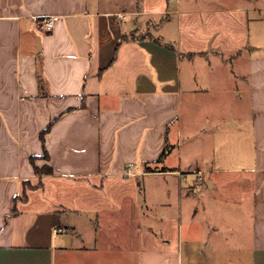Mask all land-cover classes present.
Here are the masks:
<instances>
[{"label":"crops","instance_id":"0c3cea01","mask_svg":"<svg viewBox=\"0 0 264 264\" xmlns=\"http://www.w3.org/2000/svg\"><path fill=\"white\" fill-rule=\"evenodd\" d=\"M0 264H264V0H0Z\"/></svg>","mask_w":264,"mask_h":264},{"label":"rangeland","instance_id":"374dc122","mask_svg":"<svg viewBox=\"0 0 264 264\" xmlns=\"http://www.w3.org/2000/svg\"><path fill=\"white\" fill-rule=\"evenodd\" d=\"M199 5H205L204 3H199ZM170 26V27H169ZM167 28H169L172 32H176L175 31V28L173 27V25H168L167 26ZM184 31V30H183ZM148 32V29L146 30V29H143V32L142 33H139L138 34V36H141V34H146ZM256 32V29H254V33ZM184 66H185V61H184ZM184 74L186 75V73H185V70H184ZM200 96H199V100H203V101H205L206 100V98H204L203 96H204V94H203V92H200ZM203 97V98H202ZM201 98V99H200ZM235 100H237L236 99V97H233ZM233 98H231V97H229V104L227 103V102H225V103H227L228 104V106H229V108H230V110H231V112H238V103L233 99ZM219 102H221V100H219ZM206 105V104H205ZM225 109V108H224ZM203 117H206V115L205 114H203ZM202 150H206V148H202ZM200 151V150H198L199 152H201L202 154H205V151ZM246 154L248 155L249 154V152H248V150H246ZM206 188V187H205ZM204 188V189H205ZM203 189V187L202 186H198V188H197V192H199V191H201ZM203 192H205V191H203ZM202 196L204 197L205 196V194L203 193L202 194ZM202 199V197H201V195L200 196H198V200H201ZM185 207H186V209H185V213H184V225L185 224H187L188 223V221H192V219H193V217L191 216V213H192V210L190 209V204L189 205H186L185 204ZM195 219H194V221H197V222H200V221H202L203 219H204V216H203V212H201L197 217H194ZM187 229V227L185 226V230Z\"/></svg>","mask_w":264,"mask_h":264},{"label":"trees","instance_id":"16d2710c","mask_svg":"<svg viewBox=\"0 0 264 264\" xmlns=\"http://www.w3.org/2000/svg\"><path fill=\"white\" fill-rule=\"evenodd\" d=\"M148 36H149V34H144L143 36H138V35H136V34H133V39L135 40V39H137L138 37H139V38H143V39H145V38L148 37ZM123 38H124V37H123ZM54 123H55V121H53L52 123H50V125H48V127L45 128V129L42 131V133H41V142H42V144H43V148H44V155H43V158H45V159H49V155H48V152H47V150H46V145H45V143H46V135L51 131V129H52ZM168 152H169V148L167 147V148L165 149V151L163 152L162 156L160 157V159H159V161H158L159 163H162V162L164 161V159H165V157L167 156ZM36 159H37V157H34V156L31 157V162H32V164H33V166H34L35 173H36L37 175H51V174L54 173L53 168L50 167V166H48V165H46V166H44V167H42V168H38V167L36 166V164H35ZM148 171H149V172H153V170L150 169V168L148 169ZM164 171H165V170H164ZM15 212H16V211H15Z\"/></svg>","mask_w":264,"mask_h":264},{"label":"built area","instance_id":"2783aa9c","mask_svg":"<svg viewBox=\"0 0 264 264\" xmlns=\"http://www.w3.org/2000/svg\"><path fill=\"white\" fill-rule=\"evenodd\" d=\"M53 24H54V21L52 19L47 20L45 22V28L50 31L53 28Z\"/></svg>","mask_w":264,"mask_h":264}]
</instances>
